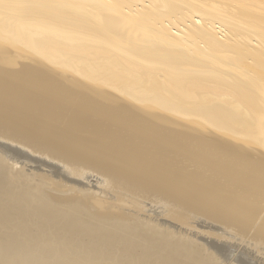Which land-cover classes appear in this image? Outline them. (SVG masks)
<instances>
[{
  "label": "bare ground",
  "instance_id": "bare-ground-1",
  "mask_svg": "<svg viewBox=\"0 0 264 264\" xmlns=\"http://www.w3.org/2000/svg\"><path fill=\"white\" fill-rule=\"evenodd\" d=\"M14 45L29 50L23 52ZM77 72L87 78L86 82ZM72 73L78 76L74 74V78ZM95 82L112 89L95 88ZM114 82L128 84L131 93L136 86L140 96L148 92L151 98H135L126 108L118 94L121 90L130 93ZM148 86L152 88L149 91ZM172 98L192 105L191 111L179 109ZM190 98H199V106ZM144 101L150 104L142 106ZM154 112L164 119L156 122L160 128L141 117ZM176 114L212 123L214 131L199 128L190 136L182 128L187 118L182 121ZM174 123H178L174 125L175 134L166 127ZM0 129L21 135L39 147H51L58 156L98 171L114 172L145 190L174 195L185 200L184 204L188 202L197 210L224 216L234 223L248 224L259 213L255 229L262 236L264 0H0ZM211 134L218 136L214 135L217 141ZM21 154L8 158L19 162ZM251 155H257L255 160ZM12 169L10 166L8 170ZM27 182L21 187H27ZM31 197L16 206H6L7 197V202L0 199L5 205L0 209V223L4 224L0 228V264H154L128 224H93V220L84 221L78 210L63 213V208L57 211L47 200L44 203ZM120 238L121 243L114 248ZM161 246L155 248L163 251ZM184 247L182 252L187 249ZM188 248L197 251L201 246ZM209 260L199 259L201 263Z\"/></svg>",
  "mask_w": 264,
  "mask_h": 264
},
{
  "label": "rangeland",
  "instance_id": "rangeland-1",
  "mask_svg": "<svg viewBox=\"0 0 264 264\" xmlns=\"http://www.w3.org/2000/svg\"><path fill=\"white\" fill-rule=\"evenodd\" d=\"M16 47L14 48H19L21 50H23V52L26 50V52L29 50L28 48L26 49L25 47L23 48L22 46H17V45H14ZM25 52V53H26ZM71 71V70H69ZM71 72H75V71H71ZM78 73V72H77ZM77 73H74L78 76ZM73 73L72 75L75 76ZM81 75L79 74V78H82V76L80 77ZM76 78V76L74 77ZM78 78V79H79ZM77 79V80H78ZM85 79L87 80V78H82L81 81H85ZM83 81V82H84ZM86 82V81H85ZM96 85L95 88H102V89H110L111 87L109 86H104V84H99V83H94ZM114 84L116 86L119 87V89L121 90L122 89V86L126 87L127 90L129 91L130 95H126L122 90H121V93L122 96H120V94H118V97H122L124 98V105H126V108L128 107V105L131 104V102H135V98H151V95L147 92V94L145 95H142L140 96V92L138 91L139 89L135 86L134 88V92L131 93V90L130 88L128 87V84H125V83H117V82H114ZM100 86V87H99ZM106 87V88H105ZM112 89V88H111ZM152 88L150 86H148V91L151 90ZM113 92V90H110ZM116 94L118 93L117 91L115 92ZM136 94V95H134ZM127 96L126 98L123 97V96ZM171 99V98H170ZM190 100L194 103H196V106H199L200 102H199V98H190ZM172 102L174 104L177 105V107L179 109H184L185 111L187 112H190L191 111V107L192 105L189 106V104L187 103H182L178 100V98H172ZM111 105H114V102H110ZM150 102H147V101H144V102H141V105L144 106V105H149ZM162 111L164 112H167V109L162 107L161 108ZM200 114V113H199ZM178 114H176L175 117H177ZM180 115V114H179ZM184 115V114H183ZM183 115H180L179 117L177 118H182L181 120L183 121V118L184 120L187 118V122L184 123L182 125V128L184 129V131H186V133L190 136L193 135V131H197L199 128L202 129L203 131L206 130V131H214L213 130V126H212V123L211 125L208 123V122H204L203 120H198L197 119H192L193 116L191 117H186V116H189V115H186L185 114V117ZM183 116V117H181ZM142 118H144L143 121H149L151 122V126H153L154 124H156L154 127L155 128H160L161 125L156 123L157 121H163L164 119L160 117V115L157 113V112H154L152 115H148V116H141ZM205 120H208L209 122H211L210 120V117L208 116H204ZM201 121L204 123L202 125ZM195 122V123H194ZM200 122V123H199ZM174 125H178V123H174L173 125L171 124H168L166 127H167V130L168 132L170 133H173L175 134L177 132V129ZM205 126V127H203ZM5 129H0V170L3 171V172H0V183H3L5 180L3 185L0 184V187L3 189L0 188V194H4V197L9 200V202H7L8 200H6L5 198L3 199V195L1 194L0 195V199H3L4 202H7L5 203L6 206H16L17 204H20L21 205L22 203L25 202V198L26 199H29L30 196H32L31 198H37L41 201H43L44 203H46V200H47V203L49 204L50 207L54 208V209H59L57 211H60L61 208L64 209V212H63V209H62V212L65 213V212H72L71 210H75L77 211V213L81 216V218L85 221H91L92 220L94 221L93 224H105L109 222H118L119 224H121L122 226H124L125 224H128V229L130 230V232L134 233L135 235V239L137 237V241H139V245L142 244V247H143V250L144 252H146L145 254L147 255L148 258H150V260L152 261V263L154 264H174L175 261L179 264H190V261H194V263L196 264L197 261L198 263L197 264H203L204 262H206V260H209L208 258L210 257V260L207 261L208 263H204V264H264V235L260 236L262 233L261 232H258L256 229H258V219L260 220V218L258 217L259 216V213L256 215V218L253 219V221H250V223H246L249 227L246 226L245 223H242V222H239L237 221L236 223H234L235 221L233 220H230L224 216H217L215 214H211V213H208L207 212H203L202 210H197L198 208L196 207H193L192 205L189 206L190 204L185 202L184 204V201L180 198H175L176 196H172L169 194L170 197H168V194L164 193L162 191H152V190H145L143 187H140L139 185H135L131 182V181H128L126 178H122L121 175H118L114 172H111V171H98L97 169L95 168H92L90 166H87L85 164H82L80 162H77L71 158H66V157H63V156H58L57 152L52 149L51 147H44V146H40L39 145L37 146V144L33 143L32 141L28 140L27 138L19 135H14L12 134L11 132H9L8 130H5ZM4 134V135H3ZM6 135V136H5ZM9 135V136H7ZM213 135L212 138H214L215 140L217 139V135L216 134H211ZM217 137H215V136ZM9 137V138H8ZM17 137V138H16ZM8 138V139H7ZM23 139V140H22ZM25 139V140H24ZM27 139V141H26ZM7 140V141H6ZM16 141V142H15ZM21 142V145H20V142ZM23 141V142H22ZM217 141V140H216ZM27 142V143H26ZM7 143V144H5ZM14 143V144H13ZM250 143V142H249ZM210 145H217V143H214V142H211L209 143ZM251 144H253V142H251ZM7 145V146H5ZM13 146V148H12ZM22 146V147H21ZM5 147V149L3 150V148ZM250 147H252L250 145ZM8 148V149H6ZM24 148V149H23ZM36 148V149H35ZM40 148V149H39ZM46 148V149H45ZM253 148V147H252ZM251 148V149H252ZM13 151H11V150ZM20 150V151H18ZM37 150V151H36ZM54 150V151H52ZM5 153H3V152ZM6 151V152H5ZM17 151V152H16ZM30 151V152H29ZM43 151V152H42ZM47 151V152H46ZM10 152V153H9ZM14 152V153H13ZM21 153L22 152V156H20L19 158V162L18 161H15V162H12L10 159H11V155L13 154H17V153ZM28 154L27 156H30V157H33L32 159L27 157L26 154ZM39 152V153H38ZM56 152V153H54ZM9 153V155H7ZM30 153V154H29ZM48 153V154H47ZM53 153V154H52ZM11 154V155H10ZM44 154V155H42ZM51 154V156H49ZM56 154V155H55ZM243 154V153H242ZM250 154V153H248ZM246 154L245 156L247 157ZM25 155V156H24ZM32 155V156H31ZM47 155V156H46ZM259 155V154H258ZM244 156V155H243ZM252 156V159L255 160V157L257 155H251ZM255 156V157H254ZM261 156V154L259 155ZM10 159H9V158ZM23 157V158H22ZM27 157V158H26ZM55 157V158H54ZM59 157V158H58ZM52 158V159H51ZM248 158H250V155H248ZM9 159V160H8ZM28 159V160H27ZM38 159V160H37ZM51 159V160H50ZM60 159V161H59ZM66 159V160H65ZM70 159V160H68ZM6 160H8L7 162H5ZM32 160V161H31ZM35 160V161H34ZM43 160V161H42ZM46 160V161H45ZM57 160V161H56ZM3 161V162H2ZM39 164H37L38 162ZM48 161V162H47ZM67 161V163H66ZM72 161V162H71ZM34 162V163H33ZM5 163V164H3ZM46 165H45V164ZM57 163V164H56ZM60 163V164H59ZM65 163V164H64ZM70 163L72 165H70ZM78 163V164H77ZM13 164V166L11 165ZM30 164V165H29ZM74 164V165H73ZM81 164V165H80ZM2 165V166H1ZM7 165V166H5ZM35 165V166H33ZM79 165V166H78ZM7 171H5L6 169ZM10 166L13 168L12 170L14 171H11V170H8L10 169ZM28 166V167H26ZM71 166V167H70ZM74 166V168H73ZM76 166V168H75ZM81 166V167H80ZM3 167V169H2ZM15 167V168H14ZM26 167V168H25ZM31 167V169L29 168ZM55 167V168H54ZM79 167V168H78ZM24 168V169H23ZM41 168V169H40ZM57 168V169H56ZM82 168V169H81ZM5 169V170H4ZM19 169V170H18ZM37 169V170H36ZM40 169V170H39ZM86 169V170H85ZM17 170V171H16ZM88 170V171H87ZM5 171V172H4ZM10 171L12 173H10ZM63 171V173H62ZM83 171H84V174H83ZM92 171V172H91ZM18 174H17V173ZM23 172V173H22ZM45 172V173H44ZM82 172V173H81ZM88 172V173H87ZM91 172V173H90ZM95 172V173H94ZM3 173V175L1 174ZM5 173V175H4ZM6 173L8 174L5 179L3 176H6ZM20 173L22 174V176L20 175ZM40 173V174H39ZM92 175H90V174ZM13 176L15 174L14 177ZM58 174L60 176H58ZM76 174V175H75ZM80 174V175H79ZM42 175V177H41ZM2 176V177H1ZM12 176V177H10ZM20 176V177H18ZM26 176V177H25ZM47 178V181L46 179L44 178ZM88 176V178H87ZM18 177V178H17ZM28 177V178H27ZM41 177L43 181L40 180ZM60 177V178H59ZM64 177V178H63ZM25 178V179H24ZM27 178V179H26ZM44 178V179H43ZM97 178V179H96ZM13 179V180H12ZM14 179L16 180L14 181ZM26 180L25 182L24 181H21V180ZM50 179V180H48ZM53 179V180H52ZM4 180V181H3ZM10 180V183L8 182ZM32 180V181H31ZM67 180V181H66ZM2 181V182H1ZM29 181V182H27ZM35 181V182H34ZM41 181V182H40ZM50 181V182H49ZM61 181V182H60ZM11 182H14V183H11ZM21 182V183H20ZM28 184L27 187H21V186H26L25 184ZM49 182V183H48ZM56 182V183H55ZM58 182V183H57ZM78 182V183H77ZM96 182V183H95ZM7 183V185H6ZM9 183V184H8ZM25 183V184H24ZM40 183V184H38ZM45 185H44V184ZM55 183V184H54ZM60 183V184H59ZM84 183V185H83ZM14 184V185H13ZM18 184H19V187H21V189H19L18 187ZM47 184V185H46ZM57 184V185H56ZM14 187H13V186ZM17 185V186H15ZM32 187L30 188L29 187ZM36 185V186H35ZM41 188V190H39V188ZM50 186V187H47V186ZM56 185V186H55ZM68 185V186H67ZM6 186V187H5ZM11 186V187H10ZM54 186V187H53ZM70 186V188H69ZM81 186V187H80ZM93 186V187H92ZM16 187H18L16 189ZM37 187V188H36ZM47 187V188H46ZM52 187V188H51ZM64 187V188H63ZM87 187V188H86ZM140 187V188H139ZM13 188V189H11ZM23 188V190H22ZM44 188V189H43ZM50 188V189H49ZM69 188V189H66ZM136 188V189H135ZM24 189L27 191L25 192ZM28 189H32L31 191H29ZM33 189H38L36 190L35 192L33 191ZM43 189V190H42ZM83 189V190H82ZM139 189L141 191H139ZM9 191V192H6V191ZM20 190V191H18ZM47 190V191H46ZM81 190V192H80ZM137 190V191H136ZM22 191V192H21ZM46 193H45V192ZM61 191V192H60ZM67 191V192H66ZM84 191V192H83ZM146 191V192H145ZM149 191V192H148ZM151 191V192H150ZM5 192V193H4ZM14 192V193H13ZM25 192V193H24ZM34 192V195H32ZM44 194H43V193ZM55 192V193H54ZM58 192V194H57ZM90 192V194H89ZM143 192V194H142ZM7 193V194H6ZM14 195H13V194ZM35 193H36V196H35ZM49 193V194H48ZM66 193V194H65ZM81 193V194H80ZM87 193V194H86ZM94 195H93V194ZM141 193V194H140ZM153 193V194H151ZM19 194V195H18ZM37 194H39V198L37 196ZM75 194V195H74ZM92 194V195H91ZM150 194V195H149ZM156 194V195H155ZM158 194V195H157ZM161 194V195H160ZM6 195V196H5ZM30 195V196H29ZM55 195V196H54ZM72 195V196H71ZM80 195V196H79ZM82 195V196H81ZM127 195V196H126ZM149 195V196H148ZM153 195V196H152ZM19 196V197H18ZM24 196V197H23ZM29 196V197H28ZM35 196V197H33ZM44 196V197H43ZM68 196V197H67ZM91 196V197H89ZM159 196L160 199L157 197ZM163 196V197H162ZM172 196V197H171ZM56 199H55V198ZM75 197V198H74ZM79 197V198H78ZM82 197V198H81ZM85 197V198H84ZM151 198L149 200V198ZM157 197V198H156ZM162 197V198H161ZM168 198L166 200V198ZM15 198V202L13 201ZM69 198V200L67 199ZM73 198V199H72ZM93 200H91V199ZM142 198V199H141ZM146 198V199H145ZM153 198V199H152ZM22 201H21V200ZM44 199V200H43ZM52 199V200H51ZM60 199V200H59ZM67 201H66V200ZM127 199V200H126ZM156 199V200H155ZM159 199V200H158ZM173 199V201H172ZM178 199V200H176ZM19 200V201H18ZM60 202H58V201ZM2 200H0V206H1V210L2 208L4 207L5 208V205L2 204L4 203ZM18 201V202H17ZM53 203H52V202ZM175 201V202H174ZM12 202V203H10ZM14 202V203H13ZM69 202V203H67ZM73 202V203H72ZM93 204H92V203ZM125 202V203H124ZM141 202V203H140ZM178 202V204H177ZM52 203V204H51ZM63 203V204H62ZM67 203V204H66ZM123 205H122V204ZM127 203V204H126ZM47 204V205H48ZM59 204V205H57ZM63 206H61V205ZM72 204V205H71ZM86 204V205H85ZM121 204V205H120ZM125 204V205H124ZM179 204L181 206H179ZM183 204V205H182ZM4 205V206H3ZM52 205V206H51ZM56 205V206H55ZM65 205V206H64ZM70 205V206H68ZM77 205V206H76ZM81 205V206H80ZM138 205V206H137ZM178 205V206H177ZM61 206V207H60ZM68 206V207H67ZM79 206V207H78ZM119 206V207H118ZM129 206V207H128ZM185 208H184V207ZM78 207V208H77ZM124 207V208H123ZM68 208V211L65 210ZM74 208V209H73ZM118 208V209H117ZM182 208V209H180ZM184 208V209H183ZM83 211H82V210ZM132 209V210H130ZM80 210V211H79ZM85 210V211H84ZM138 210V211H137ZM153 210V211H152ZM158 210V211H157ZM190 210V211H189ZM196 210V211H195ZM87 211V212H86ZM199 211V212H198ZM2 211H0V215L2 214L1 213ZM61 212V211H60ZM74 212V211H73ZM82 214H81V213ZM91 212V214H90ZM120 212V213H119ZM197 214H195V213ZM155 213V214H154ZM125 214V215H124ZM201 214V215H199ZM205 214V216H204ZM211 214V215H210ZM85 217H84V216ZM89 217H88V216ZM97 215V216H96ZM194 215V216H193ZM261 215V213H260ZM264 215V214H263ZM99 216V217H98ZM139 216V217H138ZM160 216V217H159ZM206 216H209V217H206ZM210 216H212L211 218H214L212 220H210ZM88 217V218H87ZM119 217V218H118ZM195 217V218H194ZM261 217H264V216H261ZM85 218V219H84ZM96 218V219H95ZM98 218V219H97ZM102 218V219H101ZM106 218V219H105ZM122 218V219H121ZM126 220V223L125 222H122L124 221L123 220ZM224 218V220L222 219ZM141 219V220H140ZM190 219V220H189ZM97 220V222H96ZM102 220H106L105 222L102 221ZM144 220V221H143ZM217 220V221H216ZM220 220V221H219ZM255 220V221H254ZM257 220V221H256ZM100 221V222H99ZM143 221V224L141 223ZM153 221V222H152ZM155 221V222H154ZM195 221V223L193 222ZM228 221V222H226ZM129 222L131 224H129ZM148 222V223H147ZM150 222V223H149ZM187 222V223H186ZM197 222V223H196ZM221 222V223H220ZM230 222L232 224H230ZM254 222V223H253ZM179 223V224H178ZM194 223V224H193ZM216 223V224H215ZM138 225V226H135V225ZM147 224V225H146ZM191 224V225H190ZM203 224V225H202ZM226 224V225H224ZM229 226H228V225ZM235 224V225H234ZM238 224V226H237ZM239 224L241 226V224L244 226V229L245 230H248V229H251L248 230V231H245L243 229V227L241 226L239 228ZM251 224V225H250ZM4 225L3 223H0V228L1 226ZM150 227H149V226ZM154 225V226H153ZM178 225V226H177ZM223 225V226H222ZM232 227H231V226ZM99 226V225H98ZM131 226V227H130ZM141 228H140V227ZM172 226V227H171ZM175 226L177 228H175ZM212 226V227H211ZM218 226V227H216ZM234 226V227H233ZM126 227V226H124ZM130 227V228H129ZM138 229H137V228ZM148 229H146V228ZM156 227V228H155ZM238 227V228H236ZM254 230H252L253 228ZM136 228V229H135ZM169 228V229H168ZM187 230H186V229ZM248 228V229H247ZM256 228V229H255ZM144 229V232L143 230ZM155 229V230H154ZM225 229V230H224ZM236 229V230H235ZM134 230V231H133ZM142 230V231H141ZM165 230V231H164ZM184 230V231H183ZM192 230V231H191ZM194 230V231H193ZM200 230V231H199ZM229 230V232H228ZM241 230V231H240ZM1 231V229H0ZM136 231H138V234H135L137 233ZM142 233H141V232ZM159 231V232H157ZM164 231V233H163ZM198 233H197V232ZM244 231V232H243ZM254 231V232H253ZM259 235H257V232ZM146 232V233H145ZM150 232V233H149ZM152 232V233H151ZM157 232V234H156ZM163 239H161L162 237L160 236V240L158 239L159 237V233ZM195 234H194V233ZM247 232V234H246ZM253 232V233H252ZM256 232V233H255ZM142 235H141V234ZM144 233V234H143ZM192 233V234H191ZM243 233V234H241ZM261 233V234H260ZM147 234H151L154 236V239L153 236L150 235V237L147 235ZM166 234H167V237H166ZM173 234V236H171ZM191 234V235H190ZM200 234V235H199ZM211 234V235H210ZM245 234V235H244ZM251 234V235H249ZM255 234V235H254ZM139 237H138V236ZM157 235V236H156ZM175 235V236H174ZM184 235V236H183ZM254 235V236H252ZM140 236L142 237V239L140 238ZM198 236V237H197ZM201 236V237H200ZM245 236V237H244ZM158 237V238H157ZM177 237V238H176ZM232 237V238H231ZM250 237V238H249ZM254 237V238H253ZM256 237V238H255ZM259 237L263 238V241L262 239H259ZM117 238H119V236H117ZM138 238H140V240H138ZM144 238V240H143ZM147 238V239H146ZM152 238V239H150ZM166 238V239H165ZM168 238V239H167ZM172 238V239H171ZM175 238V239H174ZM190 238L191 242H189L190 240L188 239ZM198 240H197V239ZM258 238V239H257ZM150 239V240H148ZM180 239V240H179ZM181 239H185V241L187 240V242H183V245L188 249H186L183 245H181ZM207 239V241H206ZM220 239V240H219ZM251 239V240H250ZM143 240V242H142ZM146 240H147V243H146ZM156 242H154V241ZM164 240V241H163ZM167 240V242L165 241ZM171 240H174V242H172ZM176 240V241H175ZM178 240V241H177ZM193 240V241H192ZM253 240V241H252ZM261 240V241H260ZM122 239L120 238V242L119 243H114L112 246L114 248H118V245L121 243ZM150 241V242H148ZM236 241V242H235ZM176 242V243H175ZM177 242H180V243H177ZM215 242V243H213ZM147 244V245H144L143 244ZM148 243H150L151 245L148 246ZM186 243V244H184ZM187 243H190V245H188ZM205 245H204V244ZM225 243V244H224ZM235 243V244H234ZM242 243V244H241ZM245 243V244H244ZM116 244V245H115ZM155 244V245H154ZM160 246L162 244V250L164 251H161L159 250L160 247H157V245ZM166 246H165V245ZM173 244V245H172ZM179 244V245H177ZM195 247H200L201 248H196L197 251H195V249L193 250V248ZM219 244V245H218ZM244 244V245H243ZM247 244V245H246ZM154 245V246H153ZM190 247L192 250H189V248L187 247ZM199 245V246H198ZM209 245V246H208ZM216 245V246H215ZM239 245V246H238ZM152 246V247H151ZM165 246V247H164ZM172 246V248H171ZM181 246V247H180ZM186 249V250H183L182 252V249L183 248ZM226 246V247H225ZM228 246V248H227ZM147 247V248H146ZM159 248L158 250L155 248ZM173 247L175 248L173 250ZM208 247V248H207ZM220 247V248H219ZM245 247V248H244ZM148 248H150L148 250ZM154 248V250L152 249ZM166 248V249H165ZM169 248V249H168ZM234 248V249H233ZM148 251H147V250ZM165 249V250H164ZM168 249V250H167ZM224 249V250H223ZM151 250V251H150ZM176 250V251H175ZM203 250V251H202ZM212 250H214L212 252ZM159 253H158V252ZM167 251V252H166ZM188 253H187V252ZM189 251L191 252V254L189 255ZM195 251V255H194V252ZM202 251V252H201ZM207 251V252H206ZM211 251V252H209ZM233 251V252H232ZM151 252V254H150ZM165 253L162 254L161 256V253ZM198 252V253H197ZM201 254L204 255L202 257V255H199L200 258H198L199 256H197L198 254ZM227 252V253H226ZM239 254H237V253ZM154 253V254H153ZM171 253V254H170ZM186 255H185V254ZM193 253V254H192ZM212 253V254H211ZM233 253V254H232ZM236 253V254H234ZM153 254V255H152ZM159 257H158V255ZM185 256H184V255ZM188 254V255H187ZM151 255V257H150ZM171 255V256H169ZM215 255V256H214ZM220 255V256H219ZM235 255V256H234ZM169 257L167 259V257ZM179 256V257H178ZM185 258H184V257ZM196 258L193 259L192 258ZM195 256V257H194ZM250 256V257H249ZM258 256V257H257ZM155 260H154V258ZM166 257V258H164ZM178 257V258H176ZM182 257V258H180ZM225 257V258H224ZM227 257V258H226ZM247 257V258H246ZM249 257V258H248ZM253 257V258H252ZM263 257V258H262ZM156 258H159V260L157 261ZM187 258V259H186ZM205 261H204V259ZM221 258V259H219ZM242 258V259H240ZM162 259L164 261H162ZM170 259V260H169ZM183 261V262H180V260ZM189 259V260H188ZM199 259H201L202 261H204L203 263H201L202 261H199ZM237 259V260H236ZM245 261H244V260ZM154 260V261H153ZM189 261V262H188ZM226 261V262H225ZM238 261V262H237ZM252 261V262H250ZM167 262V263H166ZM173 262V263H172ZM187 262V263H186ZM175 263V264H177ZM192 262V264H194Z\"/></svg>",
  "mask_w": 264,
  "mask_h": 264
}]
</instances>
